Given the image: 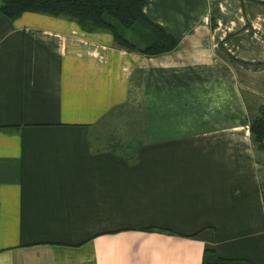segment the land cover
Instances as JSON below:
<instances>
[{
    "label": "crops",
    "instance_id": "0c3cea01",
    "mask_svg": "<svg viewBox=\"0 0 264 264\" xmlns=\"http://www.w3.org/2000/svg\"><path fill=\"white\" fill-rule=\"evenodd\" d=\"M143 12L174 49L0 16V264H201L206 248L264 264V143L246 101L264 100V0ZM134 105L133 151L103 147L99 125Z\"/></svg>",
    "mask_w": 264,
    "mask_h": 264
},
{
    "label": "trees",
    "instance_id": "16d2710c",
    "mask_svg": "<svg viewBox=\"0 0 264 264\" xmlns=\"http://www.w3.org/2000/svg\"><path fill=\"white\" fill-rule=\"evenodd\" d=\"M145 3L146 0H0V16L13 20L24 12H36L65 17L85 31H106L117 47L144 55H158L174 49L179 37L146 16ZM262 102L258 113L249 118L252 143L259 151L264 143V100ZM105 147L117 152L120 144L111 142ZM201 264L250 263L222 257L214 249L206 248Z\"/></svg>",
    "mask_w": 264,
    "mask_h": 264
},
{
    "label": "rangeland",
    "instance_id": "374dc122",
    "mask_svg": "<svg viewBox=\"0 0 264 264\" xmlns=\"http://www.w3.org/2000/svg\"><path fill=\"white\" fill-rule=\"evenodd\" d=\"M246 101L249 107L248 112L250 114H248V116L251 118L258 113L260 105L263 102L262 99H259L256 96H248ZM140 108L141 106L138 105L127 108L125 107L127 111L122 113V115H119V120L117 122L103 121L96 130V134H93V137L99 139L102 142L103 147L111 145V142H115L120 144V147L118 148L119 152L124 150L133 151L135 137L141 136L138 134L140 129L136 128V126H139V120L142 119ZM131 126H133L135 130H133ZM128 146L131 147L128 148Z\"/></svg>",
    "mask_w": 264,
    "mask_h": 264
}]
</instances>
